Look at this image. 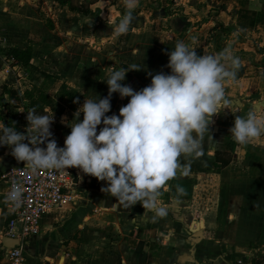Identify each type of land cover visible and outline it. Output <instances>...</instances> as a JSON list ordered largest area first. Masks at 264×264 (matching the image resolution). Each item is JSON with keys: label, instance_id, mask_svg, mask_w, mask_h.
Masks as SVG:
<instances>
[{"label": "crops", "instance_id": "crops-1", "mask_svg": "<svg viewBox=\"0 0 264 264\" xmlns=\"http://www.w3.org/2000/svg\"><path fill=\"white\" fill-rule=\"evenodd\" d=\"M76 2L88 5L91 13L73 12L58 0H0V122L6 126L14 122L17 130L24 132L28 124L26 116L19 121L16 110L6 116L9 104L13 109L21 102L29 105L28 110L44 107L39 111L48 115V104L35 95L32 101L24 97L27 89L44 88L48 94V69L55 71L61 63L86 59L78 51L87 49L84 44H96L97 38L100 41L94 31L104 27L101 17L106 12L108 44L114 43L118 51V44L129 46L125 55L114 52L115 58L141 60L143 71L149 69L144 63L158 59L156 69L148 72L150 76L162 68L170 72L166 49L171 50L167 45L173 48L178 40L191 43L193 37L198 54H216L231 44L241 67L236 81L226 85L229 102L213 116L202 150L181 156L176 174L181 177L172 178L162 189L159 205L167 209L164 217L144 209L139 202L130 207L116 200L101 191L105 181L74 167V201L44 217L41 235L27 242L24 264H264V136L241 148L233 143L229 132L234 118L250 110L264 118V0H139L129 31L118 37L115 26L126 11L124 0ZM205 11L217 16L206 20L202 15ZM150 29L160 33L155 40ZM153 41L161 52L147 56L145 43ZM71 47H77L76 54ZM7 48L32 52L28 80L18 79L21 70L26 72L21 63L6 56L3 50ZM65 70L69 74L70 67ZM103 74L99 67L94 70L95 76ZM78 85L94 96L108 94V90L85 87L84 81ZM131 87L139 90L145 85L140 82ZM116 96L112 94L106 115L118 114L130 99L124 97L125 102L120 103ZM60 118L61 123L51 124L50 131L58 146H63L71 129L62 122L69 117ZM217 151L232 155L234 161L223 167L217 161ZM10 153V146H0V264H9L1 236L10 218L7 185L1 177L8 169L24 165ZM238 161L242 167L233 166ZM214 165L220 169V181L214 185L218 188V206L210 213H215L219 227L209 232L206 228L212 226L207 220L212 216L198 215L197 202L190 198L196 193V173H211ZM177 185L184 188L183 194H177ZM198 217L204 222L203 229L199 227L200 236L194 232ZM188 218L194 220L187 228L184 221Z\"/></svg>", "mask_w": 264, "mask_h": 264}, {"label": "clouds", "instance_id": "clouds-1", "mask_svg": "<svg viewBox=\"0 0 264 264\" xmlns=\"http://www.w3.org/2000/svg\"><path fill=\"white\" fill-rule=\"evenodd\" d=\"M138 2L124 0L126 11L115 26L117 37L129 31ZM194 45L195 37L191 43L176 41L168 52L170 72H157L150 84L139 90L122 83L129 70H110L103 80L107 96L84 99L71 120L75 123L62 119L71 129L63 146H58L50 131L54 114H40L35 109L27 112L24 132L18 131L14 122L11 126L0 122V146H10V154L32 172L79 168L106 182L102 192L130 207L139 202L164 217L167 209L159 205L162 189L176 176L181 156L202 150L213 116L229 102L226 85L236 81L241 67L231 44L216 54H198ZM113 93L130 99L118 114L106 115ZM229 132L239 145L247 146L264 136V118L250 110L234 118ZM184 191L176 186L177 194ZM6 199L15 208L22 206L19 183H12Z\"/></svg>", "mask_w": 264, "mask_h": 264}, {"label": "rangeland", "instance_id": "rangeland-1", "mask_svg": "<svg viewBox=\"0 0 264 264\" xmlns=\"http://www.w3.org/2000/svg\"><path fill=\"white\" fill-rule=\"evenodd\" d=\"M80 1V0H79ZM84 2H90L93 0H82ZM105 3L102 4V6H104ZM204 16V18L206 20L209 19H215V17L217 16L216 14H212L209 13L207 11L203 12L202 14ZM101 19H103V22L101 23L102 27L101 29H96L94 31L95 36H99L100 37V41H98L97 38V42L96 44L94 43H87L84 44L87 49H85V51H78L79 53H83L82 55H85L86 59H80V63H76L75 60L73 59L72 62L67 63V65L70 67V71L69 74L68 71H66L65 69L68 68L67 65H65V63H61V65H58V67H56L57 69L55 71L48 69V94L47 92L44 90V88L42 89H34V87H29L27 89V92L25 93L24 97L28 100H33L34 99V95L37 96V100L40 101L43 104H48V115H52V113L54 114V122L52 124L57 123H61L60 121V116L61 115H67L69 117L68 121H70L69 123H75V120L71 121L74 118V113L76 112V110L83 104L84 99H88L91 95H93V93H89V90L87 88V90L84 88H82L81 86H79L78 84H80V82L85 83V87L87 86H94L98 91L103 92L104 90H108V86L107 84L103 81L107 79V73L110 70H119V69H124V70H129L126 73V78L124 81H122L123 84H128V85H132V84H140V82H143V84L145 86H147L148 84H150L151 82V76L148 74V72L150 70H154L157 67V61L158 59H154L153 63H144V65L146 67H148V70L143 71L142 70V62H140L141 60H136L134 59L133 61H126L125 58H121V59H117L114 56V52H117L118 50L115 48L116 45L113 46L109 45L111 41L108 40V29L105 28L107 26V12L104 14V17H101ZM150 32L153 37V40H155L158 36L157 31H154L152 29H150ZM150 33L148 35V39L152 38L150 37ZM98 34V35H97ZM135 34L140 35V33L135 32ZM126 35V34H125ZM121 36V35H120ZM124 36V35H122ZM132 36V35H129ZM136 42V41H134ZM141 41H139L140 43ZM109 43V44H108ZM121 48L118 51V53H122L121 55H125L126 53H128V48L129 46H123L121 44H118ZM146 53L147 56L148 55H156L158 56V54L161 52L159 51L158 46L156 45V43L151 42H146ZM133 47H134V43H133ZM160 47V46H159ZM167 48H170V50H172L171 47H169V45L166 46ZM125 48H127L126 50H124ZM75 50V51H74ZM71 51L76 54L77 53V47H71ZM136 49L132 50V53H136L135 52ZM85 52V53H84ZM170 52L169 49H166V53ZM89 58V59H88ZM137 58V57H136ZM112 59V60H111ZM16 61V60H15ZM67 61H68V57H67ZM16 63L20 64V66H22L26 72V74L21 70L20 74L21 76H17L19 80H28V76H27V70L30 69V66H27L26 63H22L19 61H16ZM152 64V65H151ZM61 66L63 68H61ZM65 66V68H64ZM27 67V69H26ZM99 67V69L104 71V74L102 76H95L94 75V70ZM163 67V66H162ZM136 68L137 70L133 69ZM133 69V70H131ZM78 70V72H76ZM160 71L164 72V69H160ZM88 72L89 75H85ZM138 72V73H137ZM99 73V72H98ZM155 74L157 73L156 71L154 72ZM52 82H54L52 84ZM41 88V87H38ZM91 88V87H90ZM84 91V93H83ZM117 99L120 103H124L125 100L124 98H121L119 96V94L117 93ZM75 101V102H74ZM34 102V101H33ZM27 104V103H26ZM29 105H25L23 102L20 103L18 109H13L15 107L7 106L6 109L9 110L6 114V116H8L9 114H11V112H15V110L19 113V121L25 120V116H27V112ZM43 110L44 111V107L43 108H37L35 109L38 113L41 114V112L39 110ZM83 118V113L80 114V119ZM215 118V117H214ZM9 123V122H8ZM102 126V125H101ZM98 126V130L99 127ZM68 127V126H67ZM70 128V127H69ZM234 144L239 145L236 141L233 142ZM241 146V145H239ZM242 148V146H241ZM235 149H237V147L235 146ZM219 157L223 160H229L231 159L232 161H234L233 156L227 153H221L220 151L216 152V158ZM242 162H236L234 163L233 166L236 167H242ZM212 172L211 173H196L195 177H196V193L194 195V197L190 198L192 201H196L197 205L195 206V211H197L196 213L199 214H203L202 216H204L206 213L209 214L210 217L207 221L208 224H211L212 227H207V231L211 232V231H217L218 229V224L216 222V218H215V213H213V215H211L212 213V209L214 208V210H216V207L218 206V203H216V199H218V188L215 187V183H218L220 181V169L217 168L215 165L213 166ZM234 174H238L236 171L233 172ZM239 175H242L241 173ZM181 176L176 175L174 178H180ZM0 191L2 192L1 188ZM4 194V193H3ZM188 194V193H187ZM212 194V195H211ZM5 196V195H3ZM209 197V198H208ZM183 199V197L181 198V200ZM189 200V198H187V201ZM211 200V201H209ZM175 203L177 205H180L179 201H175ZM7 205V204H6ZM211 212V213H210ZM216 212V211H213ZM195 213V212H194ZM217 214V213H216ZM193 218V215H191ZM198 220H196L194 222V226L197 225V227H195L194 232H197L196 234L198 236H200L201 231H199V227H202L201 229H203L204 227V222L201 220V217L197 218ZM192 220L194 219H187L186 224H187V228L189 227V225L192 223ZM214 224H216L214 227ZM203 225V226H202Z\"/></svg>", "mask_w": 264, "mask_h": 264}, {"label": "built area", "instance_id": "built-area-1", "mask_svg": "<svg viewBox=\"0 0 264 264\" xmlns=\"http://www.w3.org/2000/svg\"><path fill=\"white\" fill-rule=\"evenodd\" d=\"M12 60L15 61L13 58ZM74 173L76 174L74 167L32 172L25 165H20L2 174L7 194L13 182L19 183L23 188V203L20 208H15L7 200L10 219L1 238L18 240V245L14 248L4 249L9 264H24L27 242L41 235L44 217L74 201Z\"/></svg>", "mask_w": 264, "mask_h": 264}, {"label": "trees", "instance_id": "trees-1", "mask_svg": "<svg viewBox=\"0 0 264 264\" xmlns=\"http://www.w3.org/2000/svg\"><path fill=\"white\" fill-rule=\"evenodd\" d=\"M58 2L61 5L68 6L71 11L73 12H79L80 14L88 15L91 13V10L89 9L88 5L81 4L79 2H76V0H58ZM3 52L8 56L9 58H13L16 61L22 62V63H30L32 58V52L30 50H18V49H4ZM217 161L221 163L223 167H227L231 159L229 160H223L219 157H217ZM10 219V218H9Z\"/></svg>", "mask_w": 264, "mask_h": 264}, {"label": "water", "instance_id": "water-1", "mask_svg": "<svg viewBox=\"0 0 264 264\" xmlns=\"http://www.w3.org/2000/svg\"><path fill=\"white\" fill-rule=\"evenodd\" d=\"M24 165H25V162H24ZM16 245H18V240L16 239H10V238L3 239V242H2L3 249H11V248H14Z\"/></svg>", "mask_w": 264, "mask_h": 264}]
</instances>
